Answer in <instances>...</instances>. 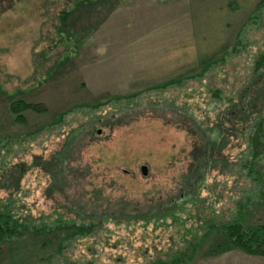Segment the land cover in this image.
<instances>
[{"label":"rangeland","instance_id":"374dc122","mask_svg":"<svg viewBox=\"0 0 264 264\" xmlns=\"http://www.w3.org/2000/svg\"><path fill=\"white\" fill-rule=\"evenodd\" d=\"M261 1L0 0V211L17 230L0 264H264L222 230L264 224V140L251 154L231 130L224 161L192 156L264 50ZM16 101L39 110L16 122ZM62 150L53 180L40 165Z\"/></svg>","mask_w":264,"mask_h":264},{"label":"trees","instance_id":"16d2710c","mask_svg":"<svg viewBox=\"0 0 264 264\" xmlns=\"http://www.w3.org/2000/svg\"><path fill=\"white\" fill-rule=\"evenodd\" d=\"M263 5L264 0L260 3L258 14L262 11ZM62 14L64 17L65 14L67 15V12H62ZM65 21L66 19H60V28L63 27ZM242 38L241 34L239 43L242 42ZM239 52V49L236 47V50H234L232 54L237 55ZM225 57H230V55L227 54L224 58ZM224 58L221 63L225 62ZM218 64L219 63L214 64V66ZM243 81L242 85L236 91V95L233 94V98L227 99L226 102H228L229 107L217 116V122H215L213 126H209L208 129L203 128L202 131L207 138L203 139L201 145L196 146L192 153V156L196 158L198 164L201 163V161H204V164H209L210 161L215 163L224 159L221 156V149L227 145L228 134L231 133V130L239 134L251 154H254L256 149L260 146V140H264V50L254 55L251 71L247 73L246 80L243 79ZM215 97L218 100L222 99V94L217 91ZM28 109L38 111L39 106L38 104H27L22 101L12 102L10 105V111L15 116V121L20 123H24L22 112ZM59 154L60 156L58 155V158L53 156L50 162L40 165L41 169L44 171L47 169L52 170L51 178L53 180L59 176L58 167L65 162L66 158L63 150ZM35 164L37 165V163ZM249 172H251L250 169ZM54 173L56 175H54ZM192 174L193 171L190 172L189 179L193 180ZM156 211L155 209L153 212ZM137 217L139 218L130 216L126 221L132 219L134 221L140 220L149 222L152 218L154 219V217H147L144 214H140ZM101 222L102 220L99 219L85 225L73 221L70 226L73 227L79 235L84 236L86 233L99 230ZM15 223L16 221L11 218L8 211H0V243L15 235L17 231L14 225ZM222 230H224L231 247L241 250L247 255L264 258V224L248 228H244L240 224H229L223 226Z\"/></svg>","mask_w":264,"mask_h":264},{"label":"water","instance_id":"95a60500","mask_svg":"<svg viewBox=\"0 0 264 264\" xmlns=\"http://www.w3.org/2000/svg\"><path fill=\"white\" fill-rule=\"evenodd\" d=\"M141 171H142V174H143V175L146 174V169H145V168H142Z\"/></svg>","mask_w":264,"mask_h":264}]
</instances>
